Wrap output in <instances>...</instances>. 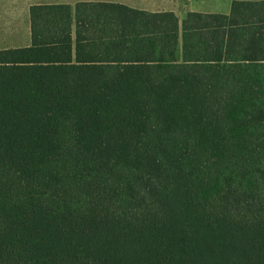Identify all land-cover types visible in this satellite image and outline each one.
<instances>
[{
  "label": "trees",
  "instance_id": "16d2710c",
  "mask_svg": "<svg viewBox=\"0 0 264 264\" xmlns=\"http://www.w3.org/2000/svg\"><path fill=\"white\" fill-rule=\"evenodd\" d=\"M74 11L0 50V264H264V0Z\"/></svg>",
  "mask_w": 264,
  "mask_h": 264
},
{
  "label": "crops",
  "instance_id": "0c3cea01",
  "mask_svg": "<svg viewBox=\"0 0 264 264\" xmlns=\"http://www.w3.org/2000/svg\"><path fill=\"white\" fill-rule=\"evenodd\" d=\"M133 1V0H130ZM176 2L180 3L179 6L184 5V14L183 10H155V9H148V8H141V6H135L127 2L119 3L116 0H0V4L4 5H11L18 8L26 7V10L23 11V17L21 20H19L17 17L11 20L10 24H5L3 26H0V35L1 36H8L10 33L13 35L10 36H21L23 38V42H21L23 47H27L32 42V34H31V23H30V9L32 6L37 5H70L73 8V17L75 21V7L79 3H110V4H121L125 5L127 7H130L132 9L151 12V13H159V12H173L179 19L180 23L183 22L186 15L190 12H196V13H204V14H225L228 15L231 12V6L232 2L236 0H229V3L226 4V0H214L211 2V0H175ZM239 1H261V0H239ZM191 2L190 4H188ZM176 3V5H178ZM192 4V5H191ZM75 5V6H74ZM150 7H154L155 5L150 3ZM228 9V11L226 10ZM152 9V10H151ZM27 14V16H26ZM23 22H27V28H26V35L22 34V26ZM9 33V34H8ZM19 43V42H18Z\"/></svg>",
  "mask_w": 264,
  "mask_h": 264
},
{
  "label": "rangeland",
  "instance_id": "374dc122",
  "mask_svg": "<svg viewBox=\"0 0 264 264\" xmlns=\"http://www.w3.org/2000/svg\"><path fill=\"white\" fill-rule=\"evenodd\" d=\"M116 1L119 3L127 2V3H130V4L135 5V6H141V8H148V9L152 8L155 10H169V11L170 10H172V11L183 10V14L185 12L184 11V8H185L184 5L179 6L180 3L176 2L175 0H133V1L116 0ZM212 1H214V0H211V2ZM150 3L154 4L155 6L150 7L149 6ZM176 3H178V5H176ZM190 3L191 2H189L188 4H190ZM225 3L228 4L229 0H226ZM24 10H26V7H24V9H23V8H18V7L11 6V5H4L1 3L0 4V26H3L5 24L6 25L10 24L11 20L14 19L15 17H17L19 20H21L23 17V14H21V13H23ZM226 10L228 11L227 8H226ZM26 16H27V14H26ZM22 28H23L21 30L22 34L26 35L27 22H25V23L23 22ZM10 35H13V34L10 33ZM10 35H8L6 37L0 35V50L9 49V48H18V47L25 46L21 43V42H23V38L21 36H10ZM31 44H32V42L30 43V45Z\"/></svg>",
  "mask_w": 264,
  "mask_h": 264
}]
</instances>
